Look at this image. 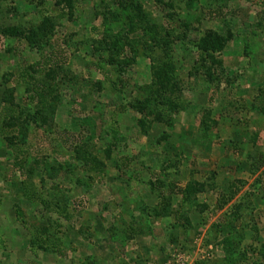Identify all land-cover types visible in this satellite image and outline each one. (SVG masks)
Masks as SVG:
<instances>
[{
    "label": "rangeland",
    "instance_id": "374dc122",
    "mask_svg": "<svg viewBox=\"0 0 264 264\" xmlns=\"http://www.w3.org/2000/svg\"><path fill=\"white\" fill-rule=\"evenodd\" d=\"M185 11L197 20L182 18L187 38H165L163 55L157 0H0V264H264V0ZM15 25L35 28L41 52L4 30ZM207 30L227 39L212 83L192 74ZM163 57L181 105L130 107ZM52 65L61 88L41 125L29 89ZM159 174L171 194L154 190ZM228 183L239 190L219 206ZM193 184L187 204L178 188Z\"/></svg>",
    "mask_w": 264,
    "mask_h": 264
},
{
    "label": "trees",
    "instance_id": "16d2710c",
    "mask_svg": "<svg viewBox=\"0 0 264 264\" xmlns=\"http://www.w3.org/2000/svg\"><path fill=\"white\" fill-rule=\"evenodd\" d=\"M160 2L162 6V13L161 18L165 22V25H162V23L159 26V29L155 32V35H159V37L154 38V43L159 47L161 53L165 55V46L167 40H164L165 38H168L171 42L168 44H173L175 41H184L187 38L188 29L190 27V20H182V18H192V16L185 11V8H188V1L190 0H179V3L173 4L172 1H166L163 0H157ZM192 20H197V18H192ZM4 29L6 32H8L11 35H22L19 37H16L18 40L23 39L27 40L30 46H32L36 51L41 52V47L43 46V39H36L37 32L35 31V28L30 27L27 29H22L18 26H10L5 27ZM25 39H24V38ZM42 37H44V34H42ZM164 37V38H163ZM226 38L222 37L221 34L207 30L204 33L200 34L196 40H194L193 44L191 46L194 47L193 53L195 54L194 58V69L192 74L198 75L203 81L212 83L214 81H220L221 78L226 77L225 73V67L221 63V59L217 56L225 46ZM162 65L160 64H152L151 67V83L148 85L149 91L146 97L143 101H134L130 102L129 105L132 108H141L151 110L152 107H150L149 103H152L151 105H154L155 107L157 105L161 106H167L169 108H174L177 105H181V100L172 101L171 97L167 95L166 92L172 93L175 91L177 84L181 83L176 77V74L173 72V70H169L167 68V63L164 61V57L161 59ZM108 63H110L108 61ZM61 69L59 66H47L44 70V74L41 77H37L34 81L35 83L32 84V82L28 81L27 84L31 85V89L29 92V98L30 101L34 102L35 106V115H40V123L41 125L45 123L48 119V117L52 114V109L57 105L59 91H60V84L57 81V78L59 77L58 73ZM49 76V79L47 80V77ZM57 77V78H56ZM181 86V85H180ZM180 88V87H179ZM178 88V89H179ZM157 100L156 102H154ZM163 109V108H162ZM161 109V111H162ZM156 108L151 110L150 112L160 115L158 112H156ZM49 115L47 117V114ZM162 113V112H161ZM46 114V115H45ZM47 118V119H46ZM168 118H165V120ZM9 123L15 130L20 131V134L22 135L24 128V123L22 119L18 115L15 116H9L8 118ZM169 120V119H168ZM200 123L203 125L205 122V118L202 117ZM27 124V123H26ZM36 126H40L37 124ZM24 128V129H23ZM26 130V129H25ZM23 137V136H22ZM6 139H8L7 136H5ZM163 138L159 137V140ZM83 145H79L76 149V159L80 161V165L87 169V170H93L97 173H100L101 170V164L96 159L95 154L90 153L88 148H86V151H84L82 148ZM161 174L158 175V177L155 178V182L158 183V186H154V190H157L159 193H163L167 191L169 194H171L174 189L175 185L171 182H168L164 187H162V180L160 177ZM92 178H90L88 181L91 182ZM154 183V182H153ZM86 184L88 182L86 181ZM203 190V187L198 184H193L192 186H183L181 188H178V192H180L181 199L184 200L187 204H190L195 199V194L197 192H201ZM239 190V186L234 185V183H228L227 184V196L223 197L221 195V203L219 206L226 204L228 201L232 200V198L235 196L237 191ZM238 203L232 204L234 207L237 206ZM196 205H199V203H196ZM163 212H165V207L163 209ZM227 240V239H226Z\"/></svg>",
    "mask_w": 264,
    "mask_h": 264
}]
</instances>
